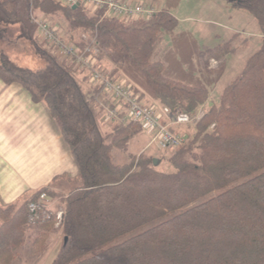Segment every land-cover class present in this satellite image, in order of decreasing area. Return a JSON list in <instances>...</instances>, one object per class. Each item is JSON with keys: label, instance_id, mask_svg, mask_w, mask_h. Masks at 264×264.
Wrapping results in <instances>:
<instances>
[{"label": "trees", "instance_id": "obj_1", "mask_svg": "<svg viewBox=\"0 0 264 264\" xmlns=\"http://www.w3.org/2000/svg\"><path fill=\"white\" fill-rule=\"evenodd\" d=\"M227 1L254 16L262 44L191 126L187 141L157 157L131 146L139 124L117 121L104 132L109 103L101 88L89 84L85 69L53 55L31 16L52 19L59 12L66 30L57 26L67 40L79 42L84 32L95 38L96 67L110 78L119 77L118 63H127L172 113L195 114L206 89L167 77L154 56L175 19L165 10L128 20L71 9L61 0H0V33L17 25V37L42 60L30 69L0 50V79L46 104L80 174L66 193L47 186L0 207V264L20 261L26 246L47 248L55 214L36 224L27 220L28 203L41 193L62 204L63 242L52 264H264V0ZM132 87L141 103L145 95Z\"/></svg>", "mask_w": 264, "mask_h": 264}, {"label": "rangeland", "instance_id": "obj_2", "mask_svg": "<svg viewBox=\"0 0 264 264\" xmlns=\"http://www.w3.org/2000/svg\"><path fill=\"white\" fill-rule=\"evenodd\" d=\"M134 1L135 3L131 4L143 2L154 8L156 12L162 8L175 19V27L164 33L162 41L154 51V56L163 61L164 74L167 77L206 89L207 99L195 114H200L218 103L223 89L241 74L247 60L262 44L263 35L254 16L246 10L232 6L227 0ZM37 16L45 17L39 13ZM46 18L55 25L65 26L59 12H56L52 19L47 16ZM17 30V25H11L0 33V50L4 51L9 59L17 65L37 69L42 65V60L37 56L28 40L17 37ZM64 30H66L65 27ZM63 35L66 36L65 31ZM208 56L216 63L210 60L204 62L203 58ZM109 63L110 61H107L108 65L114 67ZM117 66L120 70L118 71L119 77L116 79L125 80L132 86H136L140 93L145 95L143 103H154L160 110L167 107L169 113L173 116L176 114L172 113L169 103L165 102L164 104L158 96L155 97V93L147 84L140 82L127 63H118ZM104 119L106 126L102 124V128L106 132L110 130L109 127L112 124L106 122L105 116ZM191 126L190 128L182 126L179 127V130L183 134H189L192 132ZM149 147L144 152L150 156L160 157L164 152H167L156 151L158 149L154 145ZM151 147H154L155 150ZM115 157L118 160L117 154ZM162 165L163 163L160 161L159 167ZM67 182L61 184L62 190H69L78 185L80 175ZM51 208L54 211L62 210L58 199L52 200ZM60 228V224H54L56 232L52 233L45 250L35 251L26 246L27 248L20 251L21 260L14 264H52L63 242V233Z\"/></svg>", "mask_w": 264, "mask_h": 264}, {"label": "built area", "instance_id": "obj_3", "mask_svg": "<svg viewBox=\"0 0 264 264\" xmlns=\"http://www.w3.org/2000/svg\"><path fill=\"white\" fill-rule=\"evenodd\" d=\"M71 9H85L90 13L100 12L103 17L112 16L119 19L137 20L149 19L156 10L143 2L131 4L124 0H61ZM31 20L36 27L39 38L51 48L54 55L66 60L78 69H85L89 73V84L101 88L107 98L104 104L106 122L113 124L117 121L123 124H139L141 133L148 137V145H154L160 151H172L181 147L188 138V134L175 131L174 126H191L199 120L203 113L190 114L178 112L173 119L164 118L171 113L167 107L161 110L154 104L140 103L139 94L132 85L125 80L113 79L96 67L97 48L95 38L89 33H81L79 42L67 40L64 31L43 16L32 15ZM80 42L82 44H80ZM84 43V44H83ZM52 199L41 193L36 200L27 206L29 224H36L48 220L55 214V224L59 225L62 210L51 208Z\"/></svg>", "mask_w": 264, "mask_h": 264}, {"label": "crops", "instance_id": "obj_4", "mask_svg": "<svg viewBox=\"0 0 264 264\" xmlns=\"http://www.w3.org/2000/svg\"><path fill=\"white\" fill-rule=\"evenodd\" d=\"M164 119L171 120L173 115ZM179 127L182 126L172 125L175 131H180ZM131 146L138 153L149 149L148 137L140 132ZM79 175L62 138L60 123L49 114L46 104L34 101L19 84H6L0 79V207L28 198L47 186L66 193L68 190H62L61 184ZM59 198L56 199L62 206Z\"/></svg>", "mask_w": 264, "mask_h": 264}, {"label": "bare ground", "instance_id": "obj_5", "mask_svg": "<svg viewBox=\"0 0 264 264\" xmlns=\"http://www.w3.org/2000/svg\"><path fill=\"white\" fill-rule=\"evenodd\" d=\"M155 15V14H154Z\"/></svg>", "mask_w": 264, "mask_h": 264}, {"label": "water", "instance_id": "obj_6", "mask_svg": "<svg viewBox=\"0 0 264 264\" xmlns=\"http://www.w3.org/2000/svg\"><path fill=\"white\" fill-rule=\"evenodd\" d=\"M65 240V239H64Z\"/></svg>", "mask_w": 264, "mask_h": 264}]
</instances>
